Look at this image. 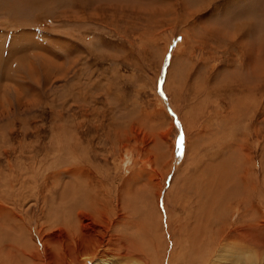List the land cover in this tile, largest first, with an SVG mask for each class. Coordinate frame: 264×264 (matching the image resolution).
Wrapping results in <instances>:
<instances>
[{
	"label": "rangeland",
	"instance_id": "374dc122",
	"mask_svg": "<svg viewBox=\"0 0 264 264\" xmlns=\"http://www.w3.org/2000/svg\"><path fill=\"white\" fill-rule=\"evenodd\" d=\"M28 1L0 11V205L76 161L155 210L168 174L162 190L184 206L173 226L205 190L263 238L264 0L243 13L244 0ZM259 52L263 80L248 77Z\"/></svg>",
	"mask_w": 264,
	"mask_h": 264
},
{
	"label": "bare ground",
	"instance_id": "6f19581e",
	"mask_svg": "<svg viewBox=\"0 0 264 264\" xmlns=\"http://www.w3.org/2000/svg\"><path fill=\"white\" fill-rule=\"evenodd\" d=\"M250 1L244 0L238 12L248 11ZM10 11L15 15L28 12L17 0ZM257 57L259 64L248 77L262 79L260 52ZM241 86L247 87L236 83L237 88ZM75 164L30 177L28 185L34 186L27 195L9 193L10 204L0 205V264H264V253L256 249L258 242L264 245V237H258L253 224L226 221V213L221 215L215 205L219 195L215 200L208 198L211 192L195 191L196 217L192 220L190 209L189 219L184 223L179 219V225L173 226V212L184 206L176 197L170 199L171 191L169 196L163 192L168 174L160 182L161 205L158 198L155 210L145 191L140 207L139 188L122 185L121 176L83 173ZM238 213L243 216L240 209Z\"/></svg>",
	"mask_w": 264,
	"mask_h": 264
},
{
	"label": "crops",
	"instance_id": "0c3cea01",
	"mask_svg": "<svg viewBox=\"0 0 264 264\" xmlns=\"http://www.w3.org/2000/svg\"><path fill=\"white\" fill-rule=\"evenodd\" d=\"M2 1V0H0ZM4 1V4H0V11L4 8L5 6V9L7 10L8 13H10V8H11V5L13 3L14 0H3ZM23 6H24V10H27L28 12L35 6V4L33 5H28L27 4V0H21L20 1Z\"/></svg>",
	"mask_w": 264,
	"mask_h": 264
}]
</instances>
